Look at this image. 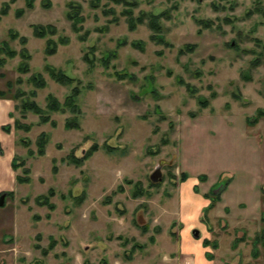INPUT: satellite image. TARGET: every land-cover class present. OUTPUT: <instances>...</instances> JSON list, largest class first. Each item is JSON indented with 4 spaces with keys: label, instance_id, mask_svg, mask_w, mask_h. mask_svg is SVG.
Returning <instances> with one entry per match:
<instances>
[{
    "label": "rangeland",
    "instance_id": "374dc122",
    "mask_svg": "<svg viewBox=\"0 0 264 264\" xmlns=\"http://www.w3.org/2000/svg\"><path fill=\"white\" fill-rule=\"evenodd\" d=\"M32 1L0 0V103L11 104L0 111V264H161L183 198L205 188L217 209L202 223L228 232L224 245L239 233L264 251V0ZM34 24L55 33L39 38ZM75 87L77 113L48 111L44 122L22 110ZM50 188L53 209L36 201Z\"/></svg>",
    "mask_w": 264,
    "mask_h": 264
},
{
    "label": "crops",
    "instance_id": "0c3cea01",
    "mask_svg": "<svg viewBox=\"0 0 264 264\" xmlns=\"http://www.w3.org/2000/svg\"><path fill=\"white\" fill-rule=\"evenodd\" d=\"M1 107L5 112L11 110L8 102L0 103V111ZM14 144L15 141L11 143ZM14 153L8 158L11 164ZM209 192L210 188H205L195 192V197L183 198L185 200L180 204L182 216L170 231L171 237H175V248L171 254H165L161 264H264V251L260 249L262 245L257 241L258 237L255 236V241L251 242L250 237H244L236 231L238 234L232 238L231 243L226 241L224 245V235L229 233L215 227L208 229L207 224L202 223L200 216L204 210L208 219L206 222L211 224L210 211L217 209V201H213ZM193 228L199 230V236L192 233Z\"/></svg>",
    "mask_w": 264,
    "mask_h": 264
},
{
    "label": "trees",
    "instance_id": "16d2710c",
    "mask_svg": "<svg viewBox=\"0 0 264 264\" xmlns=\"http://www.w3.org/2000/svg\"><path fill=\"white\" fill-rule=\"evenodd\" d=\"M70 5H74L73 3H69ZM29 5L32 6L33 5V1L29 0ZM8 6L4 5L1 10H0V19L3 15L8 14ZM18 15H20V10L17 13ZM68 17L74 22H80L83 20V16H79L77 14L74 13H68ZM152 28H154V30L156 28H158V24L155 22L151 23ZM33 30H34V35L39 37V38H43L46 37V35L48 34V32L50 33H55V27L53 25H44V24H34L33 25ZM27 41V37L24 36L22 37V42L25 43ZM57 50V42L54 39L49 38L47 40V46H46V51L49 54H53L55 53ZM181 53H184L183 48L180 50ZM8 56L13 57L14 55H16V51L15 50H8ZM22 54L26 57L29 58V52L27 51L26 48H24L22 50ZM107 59V58H106ZM6 63V57L1 58L0 59V65H4ZM23 68L25 70L28 69V64L26 62H24ZM47 71L49 72V74L51 75V77L61 83V84H68L71 83L74 79V77L64 71H62L61 69H57L56 67L52 66V65H47L46 67ZM33 82L35 83V86L38 88L44 87L45 86V80H41L39 83L37 82V76H34V78H32ZM80 91L79 88L75 87L72 91V93L70 95H68L65 99L64 102H61L59 99H57L55 96H53L52 94L47 95V104H46V108L41 107V105L34 99V100H25L23 105H22V110L23 112L25 111H32L35 114L39 115L41 120L44 122H47L50 120V115L48 113V111H54V112H65L67 109H70L72 111H74L75 113L79 112V105L76 103V96L77 93ZM5 95V91L0 90V96H4ZM31 95L33 97L37 96V90H32ZM263 111V110H261ZM54 123V122H53ZM16 125L18 128H25L26 130H28L30 128L29 125L26 126H22L20 123H18V121L16 120ZM67 127H75L78 128L80 127L79 122L77 121H68L67 122ZM3 129L6 130H10L9 126H3ZM48 143V137L46 135L45 132H42V134L40 135V137L37 140V145H38V154L39 155H43L46 152V145ZM98 149V146H92L91 147V151L89 150L87 152V154H85L81 160L76 161L78 164H81L83 162V160H85L91 153L92 151H96ZM16 157V156H15ZM14 157V159H15ZM23 162V160L21 161ZM12 166L14 169H16V167H18V163H16L14 160L12 162ZM25 173H29L28 169L24 170ZM182 178V176H181ZM20 182H27L29 181V177H21L18 176L17 178ZM4 193V192H3ZM142 191L139 190V188H136L134 190V195L138 196L139 194H141ZM220 193V192H219ZM219 193H216L217 197L219 196ZM2 194V193H1ZM51 194V195H50ZM54 195V189L52 190V188H50L49 194H41L38 195L36 197V201L37 203H39L40 205H47L48 207H50L51 209H53L55 207V204L53 202H51L50 198L51 196ZM81 199H79L80 202ZM213 201H215L213 199ZM6 202V200H5ZM4 202V204H5ZM3 204V205H4ZM264 219V216H263Z\"/></svg>",
    "mask_w": 264,
    "mask_h": 264
},
{
    "label": "water",
    "instance_id": "95a60500",
    "mask_svg": "<svg viewBox=\"0 0 264 264\" xmlns=\"http://www.w3.org/2000/svg\"><path fill=\"white\" fill-rule=\"evenodd\" d=\"M152 177H153L154 180H157L156 175H153ZM217 190H219V188L216 189L215 191H217ZM5 197H6V193H2V194L0 195V205H3V204H4V202H5ZM193 234H194L195 236H199L200 232H199L198 229H194Z\"/></svg>",
    "mask_w": 264,
    "mask_h": 264
}]
</instances>
